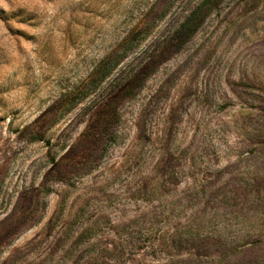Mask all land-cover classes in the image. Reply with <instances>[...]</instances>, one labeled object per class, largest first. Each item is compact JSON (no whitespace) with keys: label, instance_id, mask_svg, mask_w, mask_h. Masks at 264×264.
Masks as SVG:
<instances>
[{"label":"rangeland","instance_id":"obj_1","mask_svg":"<svg viewBox=\"0 0 264 264\" xmlns=\"http://www.w3.org/2000/svg\"><path fill=\"white\" fill-rule=\"evenodd\" d=\"M0 264H264V0H0Z\"/></svg>","mask_w":264,"mask_h":264},{"label":"trees","instance_id":"obj_2","mask_svg":"<svg viewBox=\"0 0 264 264\" xmlns=\"http://www.w3.org/2000/svg\"><path fill=\"white\" fill-rule=\"evenodd\" d=\"M159 57V56H158ZM162 61V59L161 60H159L158 62H155L154 64H153V60L152 61H150V62H148V64L144 67V69H143V71H144V73L146 72L147 74L148 73H150L151 71H153L156 67H157V65H159V63ZM151 64H152V66H151ZM104 69V71H105V73L107 74L110 70H112V68L111 69H109L108 71H107V69L106 68H103Z\"/></svg>","mask_w":264,"mask_h":264}]
</instances>
